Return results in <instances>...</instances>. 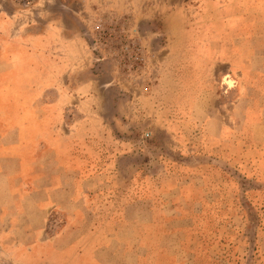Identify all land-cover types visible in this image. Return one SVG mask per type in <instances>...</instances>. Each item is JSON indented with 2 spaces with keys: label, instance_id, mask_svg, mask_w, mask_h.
Returning a JSON list of instances; mask_svg holds the SVG:
<instances>
[{
  "label": "rangeland",
  "instance_id": "rangeland-1",
  "mask_svg": "<svg viewBox=\"0 0 264 264\" xmlns=\"http://www.w3.org/2000/svg\"><path fill=\"white\" fill-rule=\"evenodd\" d=\"M9 128L29 264H264V0H0Z\"/></svg>",
  "mask_w": 264,
  "mask_h": 264
},
{
  "label": "crops",
  "instance_id": "crops-1",
  "mask_svg": "<svg viewBox=\"0 0 264 264\" xmlns=\"http://www.w3.org/2000/svg\"><path fill=\"white\" fill-rule=\"evenodd\" d=\"M11 129L0 130V220L4 221L8 217L6 232L8 240H11L10 253L14 254L18 250L25 253V259L17 260L14 255L11 259L16 263L29 264L33 263L35 247L47 242L43 240L45 224L49 211L55 205L50 201L41 205L40 200H37L42 195L46 198L51 195V189L42 186L44 177L40 176L29 184L19 183L23 181L21 174L25 163L20 155L21 151L17 152L18 143L7 142Z\"/></svg>",
  "mask_w": 264,
  "mask_h": 264
}]
</instances>
